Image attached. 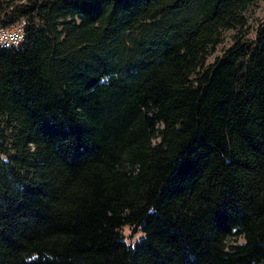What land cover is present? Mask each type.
<instances>
[{
    "label": "trees",
    "instance_id": "1",
    "mask_svg": "<svg viewBox=\"0 0 264 264\" xmlns=\"http://www.w3.org/2000/svg\"><path fill=\"white\" fill-rule=\"evenodd\" d=\"M253 1L0 0V264H264Z\"/></svg>",
    "mask_w": 264,
    "mask_h": 264
},
{
    "label": "rangeland",
    "instance_id": "2",
    "mask_svg": "<svg viewBox=\"0 0 264 264\" xmlns=\"http://www.w3.org/2000/svg\"><path fill=\"white\" fill-rule=\"evenodd\" d=\"M244 17L246 18V27L241 38L245 36L247 39L253 40L256 27L264 21V0H254L248 5L244 11ZM234 35L235 32L232 30H227L222 33L221 42L217 44L213 51L206 57V65L211 63L216 57L220 56L221 53L231 45ZM121 231L125 241L131 243L142 236L140 232L133 231L128 227H122Z\"/></svg>",
    "mask_w": 264,
    "mask_h": 264
},
{
    "label": "built area",
    "instance_id": "3",
    "mask_svg": "<svg viewBox=\"0 0 264 264\" xmlns=\"http://www.w3.org/2000/svg\"><path fill=\"white\" fill-rule=\"evenodd\" d=\"M23 28L22 19L8 27H0V48H17L23 38Z\"/></svg>",
    "mask_w": 264,
    "mask_h": 264
}]
</instances>
